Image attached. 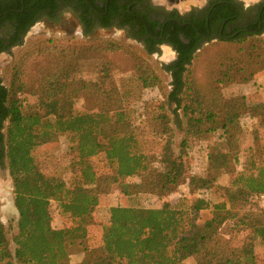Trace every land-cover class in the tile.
<instances>
[{
  "label": "trees",
  "instance_id": "trees-1",
  "mask_svg": "<svg viewBox=\"0 0 264 264\" xmlns=\"http://www.w3.org/2000/svg\"><path fill=\"white\" fill-rule=\"evenodd\" d=\"M222 2L233 6L230 17L234 16L238 7L233 0H216L213 5ZM33 23L27 22L24 32ZM176 44L181 47L179 61L166 67L174 89L160 104L157 118L164 140L160 159L144 152L117 85L103 79H75V65L86 52L81 43H41L15 64L10 87L0 81V168L9 172L19 215L10 239L0 201V264H72L74 250L84 255L80 264H185L189 258L197 264H264V253L256 249L264 243V209L259 201L264 195V145L260 157L257 149L250 150L242 171L232 168L239 163L243 120L264 128V102L223 93L224 85L250 81L259 72L253 71L254 66L264 69V47L222 62L220 81L206 87L189 76L199 47L186 48L178 37ZM5 50L1 48L0 53ZM108 71L106 67L103 76L112 80ZM138 79L145 87L158 85L150 70H138ZM81 100L85 107L78 106ZM173 103L176 112L183 110L188 123L179 156L173 150L172 119L167 113ZM218 131L223 133L225 149L209 154V176L187 177L190 141L206 140ZM62 135L68 137L73 156L67 165L72 174L69 180L46 170L39 158ZM102 154L111 169L98 175L93 159ZM228 174L233 176L230 188L216 185L221 175ZM187 180L190 193H198L189 208L180 207L178 197L165 198L156 208L112 207L108 223L101 225V245H89L95 211L113 185L123 198L148 194L164 198L177 193ZM214 188L223 189L224 200L217 204L209 200ZM54 204L69 226H51ZM206 211L212 217L203 222ZM228 223L231 229L224 234ZM237 237L239 241L231 242Z\"/></svg>",
  "mask_w": 264,
  "mask_h": 264
},
{
  "label": "rangeland",
  "instance_id": "rangeland-1",
  "mask_svg": "<svg viewBox=\"0 0 264 264\" xmlns=\"http://www.w3.org/2000/svg\"><path fill=\"white\" fill-rule=\"evenodd\" d=\"M158 5L168 9H176L180 12H186L196 7H204L208 0H152ZM243 5L256 6L261 0H239ZM56 32V33H55ZM51 31L48 27L39 24L33 27L23 43L20 46L14 47L7 53L0 55V81L10 87L12 75L17 64L23 56L31 49L37 47L41 43H81L85 47L84 56L75 65L76 80L86 82H96L103 79L106 83L117 85L119 97L124 100V110L128 114V118L133 122L134 129L139 133L141 145L145 153L160 159L162 154L164 140L161 126H158L157 118L160 117V104L167 101L168 95L174 89L172 76L166 71L174 60L175 55L168 47H163L157 53L150 54L146 49L128 38L119 31L113 32H98L93 37H83L80 33L65 34L64 32ZM264 34L258 35L252 40H244L243 42H222L213 41L205 44L199 50L194 59V64L191 68L189 76L197 80L198 83H203L206 87H212L220 81L221 70L224 68L223 63L228 62V59L234 56H241L247 51H257L258 46L264 47ZM97 49L98 52L91 53L89 49ZM111 48V49H110ZM264 56V53H263ZM223 62V63H222ZM106 67L108 74L112 80L103 76ZM138 70H150L158 78V85L155 87H145L138 79ZM259 70L250 81L243 84H234L223 86V93L226 97L244 96L252 102H264V69L258 66L253 67V71ZM188 76V78H189ZM28 81V78L24 79ZM32 100H35L32 98ZM31 100V101H32ZM80 108L85 107L86 103L81 100L78 103ZM170 112H167L172 119L173 130V150L176 156L180 155L182 143L187 135V119L183 114V110L179 109L176 112V105L173 103L169 107ZM244 132L240 136V155L239 163L232 168L237 171H242V167L250 157V150L257 149V155L260 157L259 151L264 145V128H259L249 119H244ZM255 134V132H257ZM224 136L222 131L211 134L206 140L190 141L185 162L187 166V177L195 175L196 177L209 176L208 156L212 152L224 151ZM39 158L43 162L46 170H54L62 178L69 180L72 178L71 172L67 169L68 162L73 159L72 154L68 150V137L62 135L57 141L48 145L44 151L39 153ZM94 166L98 175L104 174L111 169V165L106 160L105 155H100L93 159ZM220 175V174H219ZM218 175V176H219ZM223 176V175H221ZM219 177L216 185L231 187L230 182L233 179L231 174ZM209 187H211L209 185ZM217 187V186H216ZM196 189V188H195ZM213 189V194H210L209 200L212 203H220L224 200L222 196L223 189ZM197 191V190H195ZM13 196V186L8 170L0 168V201L5 205L7 198ZM182 201L180 207L189 208L192 201L198 198L197 194H191L188 187V180L178 190L170 196L160 197L155 194L139 195L131 199L123 198L119 192L117 185L111 187L110 193L103 197L100 205L95 211L96 225L88 233V243L91 247H98L102 243V226L108 223L110 218V210L118 205H133L146 208H156L162 206L163 200ZM264 209V208H263ZM237 210V208H236ZM11 219L7 225L8 237L12 239L16 233V218L15 214L11 213ZM211 211H206L202 215V221L211 219ZM3 218V215H2ZM4 219V218H3ZM51 226L54 228H62L69 226L67 219L59 215L56 204L52 208ZM232 223H228L223 229L224 234H227L231 229ZM239 241L237 237L231 242ZM15 246L11 249L14 251ZM258 253H264V243L257 246ZM73 253V252H72ZM84 255L74 250L71 255L72 264H80ZM185 264H197L196 260L189 258Z\"/></svg>",
  "mask_w": 264,
  "mask_h": 264
},
{
  "label": "flooded vegetation",
  "instance_id": "flooded-vegetation-1",
  "mask_svg": "<svg viewBox=\"0 0 264 264\" xmlns=\"http://www.w3.org/2000/svg\"><path fill=\"white\" fill-rule=\"evenodd\" d=\"M214 1L183 13L152 0H0V49L7 48L0 55L20 46L39 24L53 32L80 33L83 37L119 31L147 51L170 48L175 55L172 63L181 56L176 37L186 48L197 45L198 52L213 41L264 34V0L256 6L233 0L238 8L232 17V5L222 2L216 6ZM29 21L34 23L24 32Z\"/></svg>",
  "mask_w": 264,
  "mask_h": 264
},
{
  "label": "crops",
  "instance_id": "crops-1",
  "mask_svg": "<svg viewBox=\"0 0 264 264\" xmlns=\"http://www.w3.org/2000/svg\"><path fill=\"white\" fill-rule=\"evenodd\" d=\"M11 213L15 214V218L16 220H18L19 215H18L17 209L15 208L13 197H8L7 204L5 205V202H3L2 204V212H1L4 218L3 221L7 225L11 219V216H12L10 215Z\"/></svg>",
  "mask_w": 264,
  "mask_h": 264
},
{
  "label": "built area",
  "instance_id": "built-area-1",
  "mask_svg": "<svg viewBox=\"0 0 264 264\" xmlns=\"http://www.w3.org/2000/svg\"><path fill=\"white\" fill-rule=\"evenodd\" d=\"M259 201H260V205H261V207L264 208V195H261V196L259 197Z\"/></svg>",
  "mask_w": 264,
  "mask_h": 264
}]
</instances>
